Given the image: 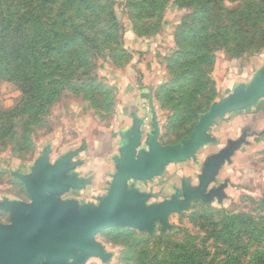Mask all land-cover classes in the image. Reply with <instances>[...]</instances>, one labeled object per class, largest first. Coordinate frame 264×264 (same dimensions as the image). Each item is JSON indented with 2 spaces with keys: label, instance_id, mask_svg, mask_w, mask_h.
Returning <instances> with one entry per match:
<instances>
[{
  "label": "rangeland",
  "instance_id": "1",
  "mask_svg": "<svg viewBox=\"0 0 264 264\" xmlns=\"http://www.w3.org/2000/svg\"><path fill=\"white\" fill-rule=\"evenodd\" d=\"M47 9L42 30L45 33L55 21L59 37L55 51H44L40 57L43 74L51 75L40 95L49 100L43 112L25 106L21 91L0 80L2 224L10 223L4 207L31 201L24 178H33L44 154L53 165L88 128L113 125L119 101L111 69L125 67L134 55L157 54L137 50L135 43L160 42L161 57L148 65L159 70L151 87L164 149L185 146L202 118L222 100L219 92L226 76L221 73V55L232 53L238 60L264 55V0H61ZM84 34L92 43L80 50L77 41ZM47 38L43 37L44 43ZM168 193L164 188L160 196ZM166 224L158 220L149 229L101 232L96 241L108 259L92 257L87 264H138L140 253H145V262L157 264L150 261L159 246L164 260L169 253L166 243L181 245L190 253L204 251L203 264H226L225 253L236 260L231 259V264H255L254 256L264 251V181L232 209L195 201L188 210L169 215ZM228 237L233 246L224 243Z\"/></svg>",
  "mask_w": 264,
  "mask_h": 264
},
{
  "label": "crops",
  "instance_id": "2",
  "mask_svg": "<svg viewBox=\"0 0 264 264\" xmlns=\"http://www.w3.org/2000/svg\"><path fill=\"white\" fill-rule=\"evenodd\" d=\"M159 43L158 39L135 43L137 50L157 54L134 55L125 67L111 69L119 101L113 125L88 128L79 142L53 160H65L64 177L74 183L58 196L61 203L71 204L72 211L86 206L90 210L100 207L117 171V158L138 125L142 133L140 148L149 150L146 145L149 133L143 130V120L155 112L151 82L159 76V70L148 62L161 57ZM220 58L221 73L226 76L219 92L223 93L221 99L247 91L264 74V55L240 60L230 55ZM261 181H264V97L248 109L216 119L195 158L169 163L151 180L129 181L128 190H135L136 196L144 198L143 209L160 207L175 199L182 203L191 195L201 194L190 204L199 201L215 209L229 210ZM164 188L169 193L161 197Z\"/></svg>",
  "mask_w": 264,
  "mask_h": 264
},
{
  "label": "water",
  "instance_id": "3",
  "mask_svg": "<svg viewBox=\"0 0 264 264\" xmlns=\"http://www.w3.org/2000/svg\"><path fill=\"white\" fill-rule=\"evenodd\" d=\"M262 97L264 74L247 91H238L213 105L185 146L174 149L161 146L153 111L152 132L146 141L149 150L140 148L142 133L138 125L117 158L108 195L95 210L86 206L72 211L70 203L60 202L58 196L74 183L64 177V159L52 165L44 154L33 178H24L31 201L4 207L10 214V223H0V264H87L92 257L106 261L108 255L96 241L101 232L122 227L149 229L158 220L167 226L169 215L188 210L190 202L201 194L191 195L182 203L175 199L160 207L143 209L144 198L136 196L135 190H128V182L151 180L167 164L195 158L216 119L248 109Z\"/></svg>",
  "mask_w": 264,
  "mask_h": 264
},
{
  "label": "trees",
  "instance_id": "4",
  "mask_svg": "<svg viewBox=\"0 0 264 264\" xmlns=\"http://www.w3.org/2000/svg\"><path fill=\"white\" fill-rule=\"evenodd\" d=\"M60 1L0 0V55H3L4 61V64L0 67V80H6L14 84L21 91L23 100L26 101L25 106L36 107L39 110L38 112H43L44 102L49 101L48 99L43 100L40 95L44 91L45 78L51 77V75L43 74V62L40 61V57L44 51H55L57 48L55 43L59 37L55 21H51L49 29L45 33L43 32V13L48 10L49 6L53 7ZM84 2H87V0H84ZM13 5L16 6L12 9ZM209 6L206 5V11L209 10ZM51 10L49 9V11ZM46 35L48 38L47 42L44 43L43 37ZM77 43L80 50H87L92 42L84 34L81 35ZM71 46L72 44L69 43L66 48L68 49ZM230 56L234 57L235 55L230 53ZM230 228V236H232L235 225L232 224ZM261 237L263 238L264 235H261ZM237 240H240V237ZM224 243L233 246L235 242L228 237V240ZM159 248L160 250L163 249L162 246H159ZM164 249L169 252L168 255L163 256L165 261L160 260L159 250L150 262L158 261L157 264H203L204 251L195 250L190 253L181 245L175 246L169 243H166ZM225 254L226 264H231L232 257L227 253ZM139 255L142 256V260L138 264H151L145 262L148 260L145 253ZM232 260L236 261L235 259ZM253 262L264 264V251L257 253L253 258Z\"/></svg>",
  "mask_w": 264,
  "mask_h": 264
},
{
  "label": "built area",
  "instance_id": "5",
  "mask_svg": "<svg viewBox=\"0 0 264 264\" xmlns=\"http://www.w3.org/2000/svg\"><path fill=\"white\" fill-rule=\"evenodd\" d=\"M143 130L146 133H150L152 131V115H147L143 120Z\"/></svg>",
  "mask_w": 264,
  "mask_h": 264
}]
</instances>
